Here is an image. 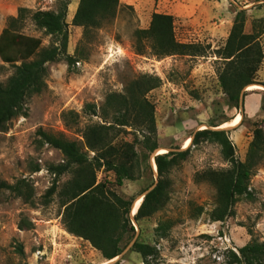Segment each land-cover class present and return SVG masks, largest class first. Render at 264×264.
I'll use <instances>...</instances> for the list:
<instances>
[{
    "label": "rangeland",
    "instance_id": "rangeland-1",
    "mask_svg": "<svg viewBox=\"0 0 264 264\" xmlns=\"http://www.w3.org/2000/svg\"><path fill=\"white\" fill-rule=\"evenodd\" d=\"M60 1L0 0V32L20 7H26L24 18L13 28L39 37L41 46L57 44L54 35L38 27L30 15L36 9L55 10ZM119 1L122 8L114 17L85 38L82 26L71 22L78 0H68L66 52L75 60L68 64L61 56L47 62L43 90L27 99L26 114L14 116L0 131V181L19 187L0 186V264H244L235 261L233 252L239 256L240 246L252 239L264 240V148L250 176L251 196L238 198L233 213L224 219H212L215 188L206 180H197L196 174L227 167L230 162L218 142L201 138L196 143L190 140L186 157L164 175L168 198L161 208L138 219L131 214L133 208L129 209L130 223L118 241L121 251L111 259H105L88 239L68 231L62 221L59 190L71 174L55 176L51 167L63 161V154L40 142L37 129L82 140L87 123L104 122L99 115L85 112L84 104L94 102L98 110L106 93L123 92L126 83L142 73L160 78L159 85L145 94L154 108L149 131H153L150 141L155 139L156 147L146 157L145 125H121L112 142L133 143L138 156L136 177L125 178L119 185L113 170H96V180L103 182L104 189L131 199L133 207L158 178L154 155L160 149H185L194 131L227 122L224 129L240 160L246 157L255 128L264 141V88L244 87L236 107L218 80L224 65L218 51L237 9L244 8L243 30L256 33L263 51L254 85L264 86V0ZM154 11L171 14L175 38L193 43L195 51L157 55L148 45L136 51L133 30L147 27ZM13 70V64L0 56V81ZM69 109L77 117L65 122L62 113ZM237 118L240 122L233 126ZM54 180L56 190L45 196ZM135 240L153 246V253L143 257L133 247Z\"/></svg>",
    "mask_w": 264,
    "mask_h": 264
},
{
    "label": "trees",
    "instance_id": "trees-1",
    "mask_svg": "<svg viewBox=\"0 0 264 264\" xmlns=\"http://www.w3.org/2000/svg\"><path fill=\"white\" fill-rule=\"evenodd\" d=\"M68 0H61L57 9H36L31 13L34 23L46 33L54 35L58 43L41 46V39L16 31L13 26L20 22L27 11L20 7L16 16L9 18L7 26L0 32V56L13 64V72L0 81V131L7 128L9 121L17 115L27 112V99L39 93L45 87L47 62L64 56L68 64L75 58L66 52ZM131 8L130 5H126ZM122 8L119 0H78L71 22L83 28L86 38L93 28L111 20ZM245 9L238 8L224 46L219 49L224 65L218 72L219 84L223 91L239 107L244 87L254 84L253 75L262 61L263 51L256 33L243 30ZM133 48L142 52L148 45L157 55L187 53L195 51L193 43L182 42L175 38L173 16L165 12H152L147 27L133 30ZM19 60V62H15ZM157 75L142 73L130 79L123 92L109 91L97 110L94 102H86L83 109L87 113L99 115L104 122L87 123L82 129V140L71 139L62 133H53L42 128L37 129L38 140L58 148L63 161L52 165L55 176L69 172L71 176L63 183L60 204L63 206L62 221L66 229L88 239L101 251L105 259L119 254L118 245L122 233L130 223L129 209L131 199H124L113 191H106L102 181L96 180V170L101 167L113 170L115 181L122 184L123 179L136 177L135 166L138 156L133 143L112 142L121 125H145L142 143L148 149L146 157L156 147L151 140L154 124V108L145 94L158 86ZM65 122L75 120L77 112L69 109L62 113ZM211 126L192 133V143L209 139L221 146V153L230 165L222 168H207L198 171L197 180H206L215 188V206L211 210L212 219H224L233 213L232 206L240 197H250V176L256 166L260 151L264 148L262 133L254 129V136L244 160L237 159L234 147L224 128ZM189 147L167 150L154 155L157 180L146 188L142 200L134 213V218L152 214L161 208L168 198V182L164 175L169 169L184 159ZM137 156V157H136ZM37 169V168H36ZM56 180L46 189L45 196L56 190ZM0 186L19 190L18 185L0 181ZM24 221V219H23ZM22 224V223H21ZM133 226L130 224V229ZM133 247L143 257L153 253L154 247L135 240ZM18 250L21 251L19 245ZM239 256L233 252L235 261L244 264H262L264 260V240L252 239L239 247Z\"/></svg>",
    "mask_w": 264,
    "mask_h": 264
},
{
    "label": "bare ground",
    "instance_id": "bare-ground-1",
    "mask_svg": "<svg viewBox=\"0 0 264 264\" xmlns=\"http://www.w3.org/2000/svg\"><path fill=\"white\" fill-rule=\"evenodd\" d=\"M262 88H264V86H263V85H260V84H256V85L251 84V85L248 86V90H252V89H262ZM239 122H240V119L237 118V119L234 121V123L232 122V123H233V126L237 125ZM230 123H231V122H230ZM226 126H227V122L224 123V124H222L220 127H226ZM190 140H191V138H187V139H186L185 144H184V147H186V146L189 145ZM164 151H166V149H160L158 152L161 153V152H164ZM153 164H154V166H155V163H153ZM141 200H142V196H141L140 198H138V200L136 201V203H135V205H134V207H133V209H132V214H134V213L136 212V210H137V208H138V206H139Z\"/></svg>",
    "mask_w": 264,
    "mask_h": 264
},
{
    "label": "water",
    "instance_id": "water-1",
    "mask_svg": "<svg viewBox=\"0 0 264 264\" xmlns=\"http://www.w3.org/2000/svg\"><path fill=\"white\" fill-rule=\"evenodd\" d=\"M212 128L220 129V128H226V127H217V126H214V127H212ZM144 193H145V192H144ZM144 193L142 194V197H143ZM132 208H133V203L131 204L130 209H132ZM131 214H132V213H131Z\"/></svg>",
    "mask_w": 264,
    "mask_h": 264
}]
</instances>
